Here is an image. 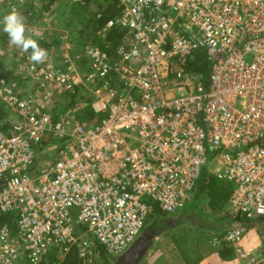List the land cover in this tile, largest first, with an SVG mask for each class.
<instances>
[{
  "label": "built area",
  "instance_id": "built-area-1",
  "mask_svg": "<svg viewBox=\"0 0 264 264\" xmlns=\"http://www.w3.org/2000/svg\"><path fill=\"white\" fill-rule=\"evenodd\" d=\"M31 1L6 0L3 11ZM115 1L120 12L103 29L123 32L114 53L88 41L47 50L35 66L25 56L34 96L0 79L11 113L0 120V214L15 223L0 221V264L74 248L88 261L98 245L116 258L156 208L182 211L211 163L208 174L233 187L232 218L264 223V0ZM199 51L211 61L207 79L193 67ZM78 88L93 99L72 114L49 105L54 90ZM88 104L105 114L100 123L77 120ZM244 234L234 227L213 243L264 264L243 249Z\"/></svg>",
  "mask_w": 264,
  "mask_h": 264
},
{
  "label": "crops",
  "instance_id": "crops-1",
  "mask_svg": "<svg viewBox=\"0 0 264 264\" xmlns=\"http://www.w3.org/2000/svg\"><path fill=\"white\" fill-rule=\"evenodd\" d=\"M0 11L6 6V0H0ZM3 3L2 7L1 4ZM28 8V4L26 9ZM34 39V38H33ZM60 45L52 46L51 48L56 51L63 50L64 47H59ZM75 52L82 49V45H79L78 47L73 48ZM24 55H29V53H25ZM18 62L20 63L19 66H22V70L16 69V74L13 75V73H10V75H6L7 81H11L12 83H16L18 86L23 89V92H35V86L32 84L31 78L29 77L27 71L23 69L24 64V57ZM32 84L31 86L28 84ZM76 94H79V98L77 99V103L75 105H79L82 101H85L86 99V93L87 90L83 88H78ZM69 94V93H66ZM34 95V94H33ZM26 94L24 95V97ZM87 101V100H86ZM3 107L5 108V114L7 116L10 113L9 109H7L2 101H0ZM64 106L67 107V102H63ZM58 105V104H57ZM56 108V107H55ZM54 110V108H53ZM55 112H62L65 113L67 109L62 110H54ZM5 117L8 119V117ZM88 126V125H86ZM90 126V125H89ZM199 181L198 185L196 186V189L194 190V196L192 201L187 205L188 207L193 208V211L196 210L198 207L201 208L202 215L199 217L198 215L187 214L184 219L177 220V216L183 212L186 207L176 213L169 215L173 220L167 219V214H162L161 211H159L154 216L153 220L150 224H153V226H147L144 231L148 232H154V239L151 246V251L147 257H145L139 264H187L185 262L184 257L182 254L176 249V247L173 245L171 235L173 233L177 232H188V234H191L193 236L192 243L193 246L196 247L198 253H199V262L197 264H242V261L239 259H222L220 255V251H223L224 245L221 246H215L214 245V238L219 237L223 238L225 232L228 229L234 228V227H242L245 229L244 239H243V247L245 249L254 250H264V223L260 221H253V222H247L243 219H233L232 218V210L229 205V199L222 205H219L217 208L213 207L214 205L212 200L210 199V196L208 195L207 191L200 192V183ZM209 198L208 203H210L206 208H203V197L202 194H204ZM231 196V195H230ZM196 206V207H195ZM215 209V210H214ZM220 210L217 211V210ZM199 211V210H198ZM213 214H211V213ZM215 212V213H214ZM157 218H160L157 220ZM165 220L174 222V230L171 231L168 228H165V225L163 222ZM215 221V223L212 225V222ZM156 223L157 226L154 224ZM169 226V225H168ZM200 237V238H199ZM197 255V254H196ZM116 259V258H115Z\"/></svg>",
  "mask_w": 264,
  "mask_h": 264
},
{
  "label": "rangeland",
  "instance_id": "rangeland-1",
  "mask_svg": "<svg viewBox=\"0 0 264 264\" xmlns=\"http://www.w3.org/2000/svg\"><path fill=\"white\" fill-rule=\"evenodd\" d=\"M77 0H59L54 2L53 4L50 5V7H47L46 2L43 0H33L31 2H28V10L21 12L20 13L25 17V23H26V35L31 36L32 38H37L38 40L45 42V43H52L56 40H59V47H78L79 45L82 44L83 40H85V36L89 33V31L84 32V24L81 20V17L76 15L75 13V4L78 3L76 2ZM1 2V1H0ZM3 3L1 4L2 7ZM1 9V8H0ZM8 14L6 11L0 12V21H2L3 17ZM91 34V33H90ZM88 37V36H86ZM89 40H101V32L91 35L90 37L87 38ZM85 43L87 40L84 41ZM44 48V47H42ZM53 48V47H52ZM52 48L46 49V50H53ZM45 49V48H44ZM204 53V51H203ZM25 54V52H22L19 48L15 46H11L9 44V39L7 34H5L2 31V24H0V79L5 78L4 76L10 75V73H13V75L16 74L15 70L18 69L22 70V66H19L18 60L22 58V56ZM27 56V55H24ZM7 80V79H6ZM8 83H11V81H8ZM16 84V83H15ZM33 84V83H32ZM28 84V85H32ZM17 85V84H16ZM18 91H21L23 95H33L35 92H23L24 90L21 89L20 86H16ZM34 96V95H33ZM64 97V92L63 91H58L54 90V96L52 98H49L47 101L49 105H52L54 110H62L63 108L56 105L62 102ZM86 99L88 102H91L93 97L91 96V93L87 91L86 93ZM82 103V102H81ZM80 104V103H79ZM77 106V105H75ZM56 107V108H55ZM81 108H85L82 106H79V110ZM78 110V111H79ZM73 107L72 109H67L66 112L69 114H72ZM76 116L77 113H74ZM7 114H5V108L0 102V120L5 121V117ZM8 117V116H7ZM86 126V125H85ZM55 155V145H48L45 149L44 153V158L49 160V164L53 161V157ZM46 164V161L43 162ZM215 163H211L208 167H204V174L208 175V173L214 174V169L216 168ZM203 197V208L207 209V206L210 204L208 203V197L204 194H202ZM189 206V205H188ZM186 207V209L181 212L177 216V220L184 219L187 214H194L198 215L199 217L202 215V210L201 208L193 211V208ZM196 207V206H195ZM199 210V211H198ZM215 210V209H214ZM221 209L217 210L220 212ZM211 213V212H210ZM215 213V212H214ZM163 214V213H162ZM213 214V213H211ZM8 215V214H7ZM156 216V215H154ZM154 216H151L148 221L146 222V225L142 231L144 232L145 228L149 226V224L154 221L153 218ZM158 217V216H156ZM167 219L173 220L169 215H166ZM160 218H157V220ZM215 223V221L212 222V225ZM165 225V228L171 229V231L174 230V222L165 220L163 222ZM155 226L156 223L154 224ZM169 225V226H168ZM150 226H153V224H150ZM192 238L193 236L189 234ZM200 238V237H199ZM243 243V242H242ZM243 247V244H242ZM243 249H245L243 247ZM246 251L251 252L253 255H255L257 258H260L264 255V250H259V249H245ZM233 252V258L232 259H239L238 255L235 253L234 250ZM195 255V254H194ZM240 260V259H239ZM242 261V260H240ZM90 262L92 264H115V257L109 256L106 260H104L100 255L93 256L90 259ZM30 264V263H27ZM242 264H246L245 262L242 261Z\"/></svg>",
  "mask_w": 264,
  "mask_h": 264
},
{
  "label": "trees",
  "instance_id": "trees-1",
  "mask_svg": "<svg viewBox=\"0 0 264 264\" xmlns=\"http://www.w3.org/2000/svg\"><path fill=\"white\" fill-rule=\"evenodd\" d=\"M47 4V7H50L56 1L59 0H43ZM78 3L75 4V13L76 15L81 17V20L85 22L84 24V32L89 31L86 35L90 37L91 35H95L101 32V40H89L90 42H94L102 46L105 51L110 53H114L115 50L121 43L123 42V32L120 29H113L112 31L105 33L103 29L105 28L107 22L113 17L117 16L120 12L118 8V4L115 0H83L82 2L76 1ZM29 8V6H28ZM26 9V11L28 10ZM91 33V34H90ZM85 36V40L88 42V37ZM38 41L41 47L45 49H50L52 46L59 45L60 41L56 40L52 43H45L37 38H34ZM85 40L82 42V47L85 44ZM86 42V43H87ZM194 70L198 73L202 74L206 79L209 76L211 69V61L205 56L203 51H199L197 53V58L193 64ZM79 90V89H78ZM79 94L69 93L64 94L63 100L58 106L63 109H72L77 103V99L79 98ZM63 102H67V107L64 106ZM62 113V112H58ZM77 120L84 125H96L100 123L104 118L105 114L96 113L93 107L88 104L87 107L81 108L76 112ZM200 192L207 191L210 199L213 202V207L217 208L219 205H222L229 199L232 193V185L227 183L226 181L218 179L216 176L208 174L203 175L200 182ZM159 210L156 208L154 210V214L158 213ZM152 216H154L152 214ZM0 221L9 224L11 226H15L10 215L0 214ZM171 239L173 245L176 249L182 254L187 264H197L199 262V253L194 247L192 243V237L188 234V232H177L171 235ZM98 255H100L104 260L109 258V255L106 253L105 249L98 245ZM223 251H220V255L222 259H232L233 252L232 249L224 245ZM195 254V255H194ZM197 254V255H196ZM112 257V256H111ZM40 264H92L90 260L83 261L80 259L77 251L72 249L69 253H67L63 258H56L54 256H49Z\"/></svg>",
  "mask_w": 264,
  "mask_h": 264
},
{
  "label": "clouds",
  "instance_id": "clouds-1",
  "mask_svg": "<svg viewBox=\"0 0 264 264\" xmlns=\"http://www.w3.org/2000/svg\"><path fill=\"white\" fill-rule=\"evenodd\" d=\"M0 24L8 36L9 44L29 53L28 59L33 66L43 64L48 59V51L37 40L26 35L25 17L18 10L14 8L6 14Z\"/></svg>",
  "mask_w": 264,
  "mask_h": 264
},
{
  "label": "water",
  "instance_id": "water-1",
  "mask_svg": "<svg viewBox=\"0 0 264 264\" xmlns=\"http://www.w3.org/2000/svg\"><path fill=\"white\" fill-rule=\"evenodd\" d=\"M154 232L144 231L123 254L115 259V264H139L151 251Z\"/></svg>",
  "mask_w": 264,
  "mask_h": 264
}]
</instances>
